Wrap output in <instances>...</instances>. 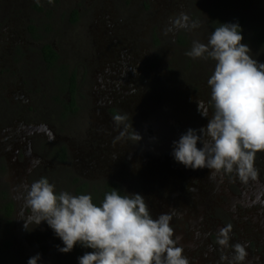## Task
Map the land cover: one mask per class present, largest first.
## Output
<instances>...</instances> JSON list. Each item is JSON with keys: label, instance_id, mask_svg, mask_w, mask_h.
I'll return each instance as SVG.
<instances>
[{"label": "rangeland", "instance_id": "obj_1", "mask_svg": "<svg viewBox=\"0 0 264 264\" xmlns=\"http://www.w3.org/2000/svg\"><path fill=\"white\" fill-rule=\"evenodd\" d=\"M182 15L188 20L176 26ZM221 23L239 24L249 55L264 63V0H0V264L37 253L38 264H50L46 221L25 227L26 186L41 177L71 194L82 182L116 181L127 195L141 194L154 218L162 205L177 220L193 174L176 160L181 172L170 167L173 141L207 125L199 103L209 118L214 111L207 81L215 61L186 52ZM46 43L59 54L54 65L42 57ZM60 144L64 163L49 150ZM255 168L264 186V152ZM18 236L27 242L15 247ZM56 256V264H74Z\"/></svg>", "mask_w": 264, "mask_h": 264}, {"label": "clouds", "instance_id": "obj_2", "mask_svg": "<svg viewBox=\"0 0 264 264\" xmlns=\"http://www.w3.org/2000/svg\"><path fill=\"white\" fill-rule=\"evenodd\" d=\"M187 20L182 15L174 24L183 27ZM190 27H199V22L192 21ZM243 39L239 24L221 23L207 44L195 41L186 52L192 58L215 61L207 81L214 111L209 118L208 107L198 104L201 115L208 118L207 125L189 128L173 141L172 155L187 168H207L212 175L235 173L247 181L257 175V152H264V63L249 55L251 49ZM137 139H141L139 134ZM25 203L31 210L25 227L31 230L29 223L46 221L63 241L59 251L70 252L77 244L92 249L79 257V264H189L170 225L172 214L162 212L154 218L139 193L121 195L114 189L97 205L90 194L57 193L55 185L41 177L26 186ZM231 228H221L216 243L232 249L228 264H243L247 251L241 243L229 244ZM39 260L37 253L27 264Z\"/></svg>", "mask_w": 264, "mask_h": 264}, {"label": "flooded vegetation", "instance_id": "obj_3", "mask_svg": "<svg viewBox=\"0 0 264 264\" xmlns=\"http://www.w3.org/2000/svg\"><path fill=\"white\" fill-rule=\"evenodd\" d=\"M47 44L50 43L42 46L41 54H43L42 57L48 65H54L59 60V54L50 44L57 52L58 58L54 62L48 61L43 52ZM58 74L63 78L65 77L62 69H58ZM69 80L68 88H71L74 83L71 77H69ZM65 107L66 109H74L72 103ZM197 146L201 147L202 145ZM49 150L53 153L55 160H59L60 163H64L68 158L67 148L64 144L57 147L50 145ZM169 159L170 167L175 164L179 166L173 157ZM178 172H181L180 166ZM189 173L193 174V184H188L189 188L186 194L180 199V202L185 204V209L179 211L177 220L170 221L175 235L180 238L178 243L184 248V255L188 257L189 264H228L233 255L232 249H223L216 243L219 230L227 225L232 226L229 233V244L241 243L245 246L247 256L243 264H264V186L260 182L263 173L260 172L259 174L261 179L250 177L247 181L242 182H236L232 178L228 179L226 175H212L211 170L207 168H189ZM21 178L22 176H19V179ZM194 183L199 184H196L194 188ZM88 186L82 182L73 190V195L90 194L93 202L97 205H100L103 201L105 193L114 189L119 191L121 195H127L125 189L116 181H107L99 188L93 185L88 188ZM68 188L69 186H66V184L60 185L59 192H68ZM5 208L7 214H10L8 212L11 211V204L6 203ZM153 210H156L155 215L157 216L163 212L162 205ZM46 228H48L46 230V240L47 252H49L47 258L50 264H56L58 262L56 256L59 251L58 246L63 247V241L59 238L60 245H58V239L53 238L54 231L48 226L47 222ZM44 231L42 230V233ZM35 233L36 229L33 228L31 234L35 235ZM38 234L40 235V232ZM25 237L18 236L15 247L21 243H26ZM36 243H39L38 240ZM8 246L9 242H7L6 248ZM51 248L54 249V252ZM89 251H92V249L77 244L70 252H59L63 254L64 259L71 255L75 259L73 263L79 264V257ZM54 253L56 254L54 255ZM222 255H225L227 259L222 260ZM27 262L26 257H22V261L18 258V263L27 264Z\"/></svg>", "mask_w": 264, "mask_h": 264}, {"label": "trees", "instance_id": "obj_4", "mask_svg": "<svg viewBox=\"0 0 264 264\" xmlns=\"http://www.w3.org/2000/svg\"><path fill=\"white\" fill-rule=\"evenodd\" d=\"M74 16L77 14V11L75 10L73 12ZM243 24V23H241ZM36 30V27L35 26H31V31L35 32ZM261 38L262 40L264 41V34H261ZM43 52H44V56L47 58L48 61L50 62H54L57 58H58V54L57 52L54 50V48L50 45V44H47L45 45L44 49H43ZM73 82V81H72ZM74 83V82H73ZM119 192V191H118ZM120 194V192H119Z\"/></svg>", "mask_w": 264, "mask_h": 264}]
</instances>
